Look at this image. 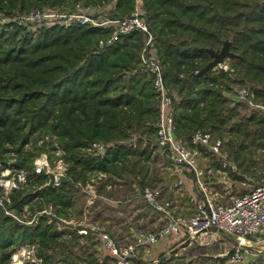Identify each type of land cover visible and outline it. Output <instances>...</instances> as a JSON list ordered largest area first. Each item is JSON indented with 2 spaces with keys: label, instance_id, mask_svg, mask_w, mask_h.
Instances as JSON below:
<instances>
[{
  "label": "trees",
  "instance_id": "1",
  "mask_svg": "<svg viewBox=\"0 0 264 264\" xmlns=\"http://www.w3.org/2000/svg\"><path fill=\"white\" fill-rule=\"evenodd\" d=\"M110 1L0 0V12ZM132 9L133 0H116L117 15H129ZM143 9L165 82L179 96L174 107L176 136L191 146L196 130L208 131L222 141V150L238 171L260 167L263 163L253 158L264 151V0H144ZM7 26L0 27V159L7 160L4 153L12 144L16 165L30 169L33 158L49 144L37 145L39 138L50 135L65 150L69 166L59 187H40L48 176L33 173L31 185L36 187L14 191L10 208L19 213L27 203L36 211L50 203L57 214L69 216L78 211L79 186L99 172L108 176L97 190L106 198L112 196L107 184L130 188L135 183L141 193L151 187L158 100L151 77L140 70L141 34L132 32L104 46L99 42L111 37V29L74 24L30 32ZM225 40L235 54L227 60L229 70L216 66L195 76L211 60L208 49H221ZM246 84L254 106L232 102L225 94L233 85ZM93 142L108 146L106 153L90 152ZM223 170L236 176V170ZM99 202L111 215L124 207L98 200L92 208ZM98 212L102 221L112 218ZM24 243L36 244L46 264L114 260H97L92 235L60 230L44 214L28 225L0 207V264H8L16 246Z\"/></svg>",
  "mask_w": 264,
  "mask_h": 264
},
{
  "label": "rangeland",
  "instance_id": "2",
  "mask_svg": "<svg viewBox=\"0 0 264 264\" xmlns=\"http://www.w3.org/2000/svg\"><path fill=\"white\" fill-rule=\"evenodd\" d=\"M143 5H144V0L142 6ZM134 6H135V0H133V9L129 13V15L134 11ZM115 7H116V0H112L104 4L76 5L74 8L43 6L41 8H33L32 10L26 13L6 14L0 12V27L7 24L8 26L6 28L9 29L10 27H12V25L15 24L31 32V31L39 30L41 28H47L48 26H52L48 21H44V22L42 21V26H41L39 23H37L36 19L34 20L28 19L31 12L35 10H40L41 12H56V11H74L77 9H82V10L91 11L92 13H95L97 15L99 14L101 16H105L107 18H123L125 16H128V15H124V16L117 15L115 13ZM142 11L146 18L144 9ZM147 25L152 35L151 44H153L150 50L147 51V53L148 55L154 57L161 63L160 58L155 49V39H154L155 36L149 26L148 21H147ZM111 30L113 32V29ZM138 33H140L142 36V47L139 53V57H141L143 47L148 37L145 36V34L142 32H138ZM103 41L104 40H101L99 44H102ZM227 60L228 58H226L222 64L217 66L225 70H229ZM140 66H141V62H140ZM162 67L164 74V66L162 65ZM242 88L248 89L249 97H252L253 93L249 84L233 85L231 92H225V94L226 95L231 94V96L234 97L236 94L235 90L238 91ZM169 90L171 91L173 96L172 110L174 113V107L179 100V96L176 90L171 88H169ZM249 100H251V98ZM158 122H159V112L157 116V122L155 124L156 126ZM156 136H157V131H156ZM212 140L216 141L217 139H214L212 137ZM183 141L185 142V140ZM45 142L46 143L48 142L49 144L33 158L30 169L26 167H18L16 165V160L18 155L14 150L15 146H13L12 144L7 145L8 149L4 153V156L7 158V160L3 161L0 159V181L9 179L11 182H15V186L11 188H7L0 184V207L4 209L6 214L13 216L19 222L28 225L35 224L39 216L44 214L50 219V221H53L56 224L57 228H59L60 230H70V232L73 231L81 236L92 235L93 238L95 239L96 244L92 246L91 249L95 250L96 258L99 262L101 259H103L102 256H105V254L111 257V255L107 253L106 249L103 246L102 237H104L105 235L110 236L114 241L118 240L119 242L116 241L118 245L124 248L133 244L136 235L142 232L143 233L154 232L164 226L165 222H164L163 214L158 209L154 208L152 205L146 204V202L144 203L141 197L142 195V193L140 192L141 190L139 189V186L135 183L130 188H128V186L127 187L118 186L115 188L112 187L110 188V185L107 184L108 192L111 193L112 196L110 198H106L105 196L98 195L97 190L99 185L108 179L107 174L103 172H99L96 175L91 176V178L84 185L79 186L80 191L77 202L78 211H72L69 214V216H62L57 214L53 209L52 204L50 203L44 204L41 208L37 209L36 211H32L30 208V204L26 203L23 205L22 210L19 213H16L14 209L10 208L12 204L11 195L16 190H27V189L34 190L36 186L31 185L34 181L33 178L31 177L33 173L36 174L44 173L48 176V180L43 185L40 186L45 188H49L48 184H49L50 173L56 174L61 172L59 173L61 175L58 180V185H53L52 187H59L62 179H64L68 175L69 166L66 160V152L59 144L56 136L45 135L44 137L39 138L37 145H42ZM31 144L32 141L26 145V148L30 149ZM152 145H154L153 148L154 157L150 161V165H151L150 174L154 176V181L151 182L152 185L151 188L159 189L161 191V198L159 199L158 203L160 205H164L165 203L168 202L173 212L174 208L172 209L171 204L174 207V204H179L181 202L180 199H182V206L185 208V210H188L186 212L191 213V211L194 208V202L191 201V197L189 198L187 197L188 199L186 200V195L182 194V192H184V187L183 185H180L179 180H175V177L170 178V174L173 175L175 170L179 168L175 167V165L172 164L168 151L158 146V137L156 142ZM221 145H222V141H221ZM204 155L205 154H203L202 152L199 158V166L205 171L204 183L206 184L208 190L215 195V197L219 202L228 203L230 200L242 194L248 193L252 188H254V185L264 180V151L262 150L258 151V153L253 159L263 164L260 167L257 166L255 170L253 169L254 171L251 170V172L248 173L238 171L233 161L228 158L227 151H223L221 146L218 154L215 155L209 154L205 156ZM220 156H222L223 159ZM217 158L223 160L222 163L223 164L225 163L224 167L226 168L228 167L234 170V172L237 171L235 174L236 176L234 178L232 176H227L228 173L226 174L217 173L218 167L217 165L215 167V163L218 162ZM226 163H228V165ZM37 168H42V169L41 171L37 172ZM8 170L10 171V173L8 175H5L8 172ZM186 173H188L190 176H192L191 178L194 179V175L192 172L188 170L186 171ZM215 175L216 177H214ZM89 184H92V187L96 192V198H95L96 201L102 200L104 203L113 207H117L121 204H124V207L119 209V211H117L113 215H111L109 210L105 209L103 204H101L100 202L94 208H92L96 203V201L94 200L93 203L91 202L89 203L90 196L87 192V190H90L88 187ZM169 185L171 186L170 188ZM171 188H173L174 190L173 189L171 190ZM198 195H199V190L195 192L194 198L197 197ZM101 208H104V210H102ZM99 210L102 211L101 212L102 216L109 215L112 216V218H109L106 221H102L101 216L98 215ZM182 213L176 212V215L187 217L188 213L187 214H182ZM96 224H99L101 227L97 225V229L96 231H94L91 229V227L96 226ZM112 232L115 234L114 237L110 235ZM180 234L182 235L176 236L179 238L177 239L178 242L184 240L183 234L185 235L186 238L193 239L188 234H186L185 231H182ZM225 234L227 233L218 231V233H214V234L207 233L205 235H200V237H195L196 239L200 238L201 245H200V257L197 259V261L194 264H224L225 260L221 262L218 258L209 257L214 253H218L219 249L221 250V253H225L224 256H227V260L229 262V258L233 254L235 249V244L232 249V247L230 246V241H232V238H234L235 240V237L230 234H227L228 236H226ZM171 236L162 239H164V241L167 240L166 238L172 239ZM255 236H263V235L257 234ZM81 241H84V239L82 238ZM23 246L28 248L27 252L24 254L25 256H19L15 258V262L19 264H46L43 258H41L38 255V246L34 243L32 244L24 243L16 246V248L11 254L8 264L14 263V255H16L17 251ZM171 247L172 248L174 247L173 250L178 249L176 245L169 246L166 250L167 254L166 255L162 254L163 257L162 256L160 257V262L165 261L167 258H172L174 256V252L172 253L170 252ZM28 251L30 252L29 255H28ZM139 252H143V250L139 249ZM244 258L245 256L243 257L242 260L238 262H234L233 264H238V263L242 264ZM134 259L135 258H133V260ZM133 260L131 264H136V262ZM151 262L152 261L147 262L146 264H151ZM108 263L115 264V259L112 262L110 261ZM56 264H71V263H65L60 261L57 262ZM78 264H84V263H78ZM174 264H181L180 260L175 261Z\"/></svg>",
  "mask_w": 264,
  "mask_h": 264
},
{
  "label": "built area",
  "instance_id": "3",
  "mask_svg": "<svg viewBox=\"0 0 264 264\" xmlns=\"http://www.w3.org/2000/svg\"><path fill=\"white\" fill-rule=\"evenodd\" d=\"M143 0H135L134 11L123 18H107L97 15L91 11L77 9L74 11L41 12L35 10L31 12L28 19H36L42 26V21L50 22V25L70 26L74 24L87 26L90 28L113 29L111 37L105 40L102 45H111L118 37L132 32H142L148 39L142 50L140 57L141 71L147 73L153 84V89L158 99L159 122L156 126L158 146L166 149L170 160L175 167L186 168L193 173L196 184L199 188V195L193 199L194 208L190 216H175L167 202L160 205L161 191L147 186L142 191V200L154 208L158 209L164 216V226L154 232L140 233L135 236L132 245L120 247L110 236H104L103 246L107 253L115 259V264H131L133 258L138 255L139 249L145 254H150L157 242L165 237L180 234L185 231L190 237H200L207 234L211 227H216L218 231L233 235L235 237V249L229 258V262H238L244 257V246L249 237L264 233V180L252 188L248 193L242 194L228 203L217 200L206 184L204 183V170L199 166V158L203 151L213 155L220 151L221 140H212V134L208 131L196 130L191 137V146H188L175 134V119L173 113V96L164 81L162 64L154 57L148 55L152 43V35L148 29L147 20L143 13ZM234 98L237 101H246L254 106L246 88L235 90ZM105 144L93 142L89 148L90 152L96 155H104L107 151ZM193 147V148H192ZM42 168H37V172ZM10 171L5 175H8ZM61 173V172H59ZM54 175L53 185H58L61 174ZM21 180V179H20ZM0 184L11 188L15 182L9 179L0 181ZM87 190L89 203H93L96 192L89 184ZM96 231L97 226L91 227ZM26 247H21L15 258L25 256ZM30 252L28 251V255Z\"/></svg>",
  "mask_w": 264,
  "mask_h": 264
},
{
  "label": "crops",
  "instance_id": "4",
  "mask_svg": "<svg viewBox=\"0 0 264 264\" xmlns=\"http://www.w3.org/2000/svg\"><path fill=\"white\" fill-rule=\"evenodd\" d=\"M227 96H228V98L231 97L230 99L232 102H237V100L234 97H232L231 94H228ZM203 154L209 155V153H207L205 151H203ZM220 157L223 159L222 156H220ZM217 159H218L217 160L218 162H216V163L214 162L215 167H216V165L218 167L217 173L226 174V172L224 170H222L223 168H225L224 167L225 163L223 164L222 163L223 160H221L220 158H217ZM224 162H225V160H224ZM226 164L228 165V163H226ZM229 165H230V163H229ZM186 171H188V169H186V168L176 169L173 175L170 174V178L175 177V180H179L180 185H183V187H184V192H182V194L186 195V200L189 197H191V201L193 202L195 192H197L199 189L197 188L198 186H196L195 180L193 178H191L192 176H190L188 173H186ZM204 174H205V171H204ZM214 177H216V175ZM172 179H174V178H172ZM170 187L171 186L169 185V188ZM172 189L173 188H171V190ZM180 201L181 202L179 204H174V207L171 204L172 209L174 208V210H173L174 215L177 216L176 212H178V213L185 212L182 214L188 213L187 216L191 215L193 210L191 211V213L186 212L188 210H185V208L182 206V199H180ZM97 225H99V224H96V226ZM208 233L214 234V233H218V231L210 230ZM179 235H182V234L173 235V236H171L172 239L166 238L167 240H165V241H164V239H160L157 242V244L154 246V248H153L154 250L152 253L144 254L143 252H138V255L135 257V259L133 261H135V262L138 261L141 264H146L147 262L152 261L151 264H160L161 263L160 257L162 256V254H165V255L167 254L166 253L167 248L169 246L176 245L178 249L173 250L174 247L173 248L171 247V251H170L171 253L174 252V256L172 258L166 259L167 261H170L169 264H174V262L178 261V260H180L181 264H194L197 261V259L200 257V245H201L200 244V238H198L199 240L196 238L195 239L194 238L189 239V238H186L185 235L183 234L184 240H182L181 242H178L177 239H179V238L176 236H179ZM225 235L228 236L227 234H225ZM261 235H263V236H251L248 238L246 245H245V249H244L245 250V255H244L245 258L242 261V264H258V263L264 264V233H261ZM234 244H235V240H234V238H232V241H230V246L232 247V249H233ZM219 253H221L220 249L218 250V253H214L213 255H211L209 257L218 258L221 262L225 260L224 264H233V263L228 262L227 256H224L225 253H221V254H219ZM102 257H103V259H101L100 262H103L104 257H107V254H105V256H102Z\"/></svg>",
  "mask_w": 264,
  "mask_h": 264
},
{
  "label": "water",
  "instance_id": "5",
  "mask_svg": "<svg viewBox=\"0 0 264 264\" xmlns=\"http://www.w3.org/2000/svg\"><path fill=\"white\" fill-rule=\"evenodd\" d=\"M208 52L211 56V60L203 68L197 71L194 74L195 76H199L201 74L206 73L210 68L222 64L226 58H231L235 55L233 52L230 51V42L228 40H225L223 42V46L221 47V49L214 50L212 48H209ZM173 137H175V134H173ZM53 183H54V175L50 173L48 187H52ZM211 230L218 231L216 227H211Z\"/></svg>",
  "mask_w": 264,
  "mask_h": 264
}]
</instances>
